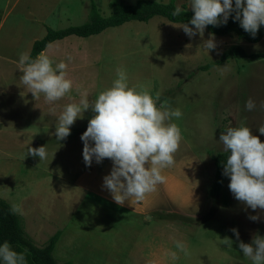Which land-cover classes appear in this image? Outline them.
<instances>
[{
    "label": "rangeland",
    "instance_id": "obj_1",
    "mask_svg": "<svg viewBox=\"0 0 264 264\" xmlns=\"http://www.w3.org/2000/svg\"><path fill=\"white\" fill-rule=\"evenodd\" d=\"M91 1L102 16L109 15L112 0H0V198L20 217L35 245L59 232L53 251L59 263L249 264L230 229L235 227L244 243L253 234L264 236V210L246 208L234 199L229 180L218 196L212 197L210 190L213 157L224 151L218 139L226 127L247 126L264 142L257 131L264 121L259 109L264 100V59L235 57L207 70L200 68L233 45L247 55L261 53L264 37L249 44L235 36L213 35L216 48L208 56L200 47L209 38L206 28L203 36L189 38L181 24L159 17L128 22L88 38L69 36L42 51L53 67L65 62L66 78L72 81L69 93L51 104L43 94L33 97L19 79V54H29L47 28L60 30L84 22ZM174 2L191 9L189 0ZM117 68L125 71L130 87L154 99L158 96V104L182 112L172 121L181 138L173 154L175 163L161 170L164 182L142 200L122 205L102 187L110 159L88 167L82 159L80 135L94 114L91 107L74 121L64 140L56 141L54 135L63 106L78 103L82 94L93 101L111 85ZM249 97L257 103L252 111L244 109ZM41 145L48 157L39 163L26 150ZM249 215L258 219L252 221ZM224 237L233 240L232 248L221 243Z\"/></svg>",
    "mask_w": 264,
    "mask_h": 264
},
{
    "label": "clouds",
    "instance_id": "obj_2",
    "mask_svg": "<svg viewBox=\"0 0 264 264\" xmlns=\"http://www.w3.org/2000/svg\"><path fill=\"white\" fill-rule=\"evenodd\" d=\"M189 7L192 15L187 23L180 26L189 38L197 33L203 36L207 25L226 24L230 15L252 37L260 26H264V0H189ZM180 12L181 9L176 7L171 15L177 16ZM189 46L185 45L186 48ZM200 47L208 56L209 51L216 48L212 33L208 39L202 40ZM18 66L22 73L19 79L28 92L33 97L43 94L47 103L58 101L72 87V81L66 78L64 61L55 63L53 67V62L43 53L32 58L21 52ZM158 99V96L154 99L146 91L130 87L125 71L117 68L111 85L100 91L93 101L89 102L82 94L78 103L64 105L56 118L55 139L62 141L70 134L74 121L91 107L94 114L80 135L82 159L86 167L93 161L100 163L104 158L110 159L112 166L102 178V187L108 190L117 205L130 199L142 200L157 184L164 182L161 170L175 163L173 154L181 135L172 121L173 118L179 119L182 112L164 102L158 104ZM256 107L257 103L251 97L245 100L246 111ZM259 109L264 111V100L259 102ZM257 131L264 135V121ZM218 141L227 153L222 175L228 177L227 186L233 198L246 208L264 210V142L244 125L226 127ZM26 151L27 155L38 157L39 163L48 157L45 145L28 146ZM248 218L256 221L258 216L249 215ZM230 231L236 238L242 257L249 264H264V236L253 234L250 242L244 243L235 227ZM221 243L232 248L233 240L224 237ZM0 264H25L24 255L13 250L4 240L0 242Z\"/></svg>",
    "mask_w": 264,
    "mask_h": 264
},
{
    "label": "trees",
    "instance_id": "obj_3",
    "mask_svg": "<svg viewBox=\"0 0 264 264\" xmlns=\"http://www.w3.org/2000/svg\"><path fill=\"white\" fill-rule=\"evenodd\" d=\"M109 8V15L106 17L102 16L95 4L91 1L87 18L81 24L68 26L60 30L47 28L45 35L40 40L33 42L29 52L30 57L35 58L50 43L69 36L88 38L93 35H98L106 29L118 27L128 22L146 23L154 17L182 25L183 23H187L192 15L191 9L181 7L180 14L172 16L171 13L176 8L174 0H169L166 3L155 0H136L133 4H128L121 0H112L109 3ZM189 26L192 27L191 25ZM205 28L214 36H235L239 41L249 44L257 43L264 37V26H260L255 37H252L239 27L238 21H233L231 15L226 24L216 27L207 25ZM235 57L264 59V51L254 55H247L239 45H233L227 48L217 61L205 65L200 69L207 70L213 65H220ZM226 156L227 153L223 151L216 153L213 157L215 171L210 190L212 197L219 195L224 183L228 180V177L222 175L223 162ZM58 237L59 232H56L40 246L35 245L23 230L20 217L7 202L0 198V242L7 240L13 250L22 253L25 264H71L69 261L59 263L54 257L53 251Z\"/></svg>",
    "mask_w": 264,
    "mask_h": 264
},
{
    "label": "crops",
    "instance_id": "obj_4",
    "mask_svg": "<svg viewBox=\"0 0 264 264\" xmlns=\"http://www.w3.org/2000/svg\"><path fill=\"white\" fill-rule=\"evenodd\" d=\"M57 41H58V40H57ZM54 42H55V41H54ZM52 43H53V42H52ZM52 43H50V44H52ZM50 44H49V45H50ZM41 53H42V52H41ZM4 201H5V200H4Z\"/></svg>",
    "mask_w": 264,
    "mask_h": 264
},
{
    "label": "bare ground",
    "instance_id": "obj_5",
    "mask_svg": "<svg viewBox=\"0 0 264 264\" xmlns=\"http://www.w3.org/2000/svg\"><path fill=\"white\" fill-rule=\"evenodd\" d=\"M116 208V207H115ZM117 210V209H116ZM61 245V244H60Z\"/></svg>",
    "mask_w": 264,
    "mask_h": 264
},
{
    "label": "water",
    "instance_id": "obj_6",
    "mask_svg": "<svg viewBox=\"0 0 264 264\" xmlns=\"http://www.w3.org/2000/svg\"><path fill=\"white\" fill-rule=\"evenodd\" d=\"M40 54V53H39Z\"/></svg>",
    "mask_w": 264,
    "mask_h": 264
}]
</instances>
